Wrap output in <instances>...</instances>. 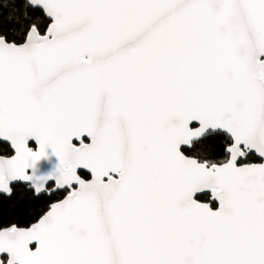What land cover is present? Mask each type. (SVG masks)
I'll return each mask as SVG.
<instances>
[{"label":"snow or ice","instance_id":"snow-or-ice-1","mask_svg":"<svg viewBox=\"0 0 264 264\" xmlns=\"http://www.w3.org/2000/svg\"><path fill=\"white\" fill-rule=\"evenodd\" d=\"M0 264H264V0H0Z\"/></svg>","mask_w":264,"mask_h":264},{"label":"trees","instance_id":"trees-1","mask_svg":"<svg viewBox=\"0 0 264 264\" xmlns=\"http://www.w3.org/2000/svg\"><path fill=\"white\" fill-rule=\"evenodd\" d=\"M21 197H22V194L18 192V193H17V197H16L15 199H16V205H17V207H19V208L22 209L25 205H24V202H23V200L21 199ZM4 207H5L6 209H10V208L13 207V205L8 204V205H5ZM9 214L12 215L13 218H16V219H19V218H20V214H19V213H9ZM24 219L26 220L27 217L25 216Z\"/></svg>","mask_w":264,"mask_h":264}]
</instances>
